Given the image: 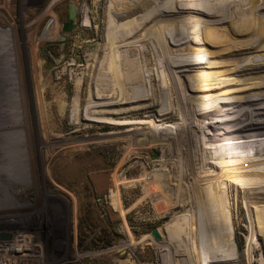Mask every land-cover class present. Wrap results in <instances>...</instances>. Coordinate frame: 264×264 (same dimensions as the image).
<instances>
[{"label":"rangeland","instance_id":"obj_1","mask_svg":"<svg viewBox=\"0 0 264 264\" xmlns=\"http://www.w3.org/2000/svg\"><path fill=\"white\" fill-rule=\"evenodd\" d=\"M152 1L159 13L153 21L164 33L159 47L162 57L172 70L176 67L173 72L178 77L181 103L170 100V104L174 114L181 111V118L187 105L185 92L181 93L183 71L177 63L178 47L191 53L189 41L192 48L203 46L199 19L206 18L201 9L212 0ZM142 2L0 0V235H9L0 240H10L15 233L33 235L39 246V259L34 264H223L222 254L228 255L229 264H264V143L258 149L239 147V134L230 115L228 150L220 145L222 134L212 130L181 135L189 141L188 149H174L175 158L161 146L141 147L136 144L137 135L123 134L134 122L148 123L139 127L150 134L155 132L149 130L150 124L162 123L158 115L148 112L150 109L140 111V115L121 112L156 102L151 84L159 80L155 74L160 68L154 63L146 65L143 48L154 60L146 42L132 45L130 49L136 53L129 55L144 61V67L123 69L130 72L133 83L137 73L146 74L147 95L125 104L106 98L108 74L118 68L102 61L103 35L109 29L106 23L112 16L119 19L125 15L127 20L133 14L142 23L136 37L141 33L148 36L147 25L143 26L148 11ZM181 4L198 9L180 11ZM71 7L75 12L72 28L66 30ZM260 15L264 16V10L255 17ZM229 26L233 24L221 28L229 30ZM177 29H182L186 39L191 35L184 46L171 37ZM225 36L221 32L215 39ZM97 71L104 92L97 101L109 105L89 108L88 117L95 121L86 120V108L93 104L90 85ZM24 75L23 81L20 76ZM79 81L80 91L75 89ZM39 83L52 123L49 146L36 112L34 90ZM57 101L66 105L62 115ZM195 110L199 111L197 104ZM75 115L80 118L77 122ZM108 121L122 125L105 123ZM16 131L25 132L23 141L17 139ZM110 134L115 135L106 138ZM172 135L173 144L178 146L180 136ZM248 137L254 143L256 137L264 139V133ZM206 138L211 141L209 150L201 143ZM178 155L188 162V168ZM256 155L261 156L258 165L253 162ZM186 172L190 178L183 181L180 176ZM154 175H160L158 184L163 189L150 192L148 185L155 182ZM112 195L116 199L113 206ZM153 229L159 238L151 235ZM217 245L219 250L223 248L220 252Z\"/></svg>","mask_w":264,"mask_h":264},{"label":"bare ground","instance_id":"obj_2","mask_svg":"<svg viewBox=\"0 0 264 264\" xmlns=\"http://www.w3.org/2000/svg\"><path fill=\"white\" fill-rule=\"evenodd\" d=\"M140 1L142 2V0ZM136 3L137 1L135 2V4ZM205 3L207 2L205 1ZM152 4H153L152 0H144L142 2V5H144V7H146L148 11L146 13L147 15L143 19V24H144L143 26L147 25L146 31H148L149 34L148 36L146 35V33H141L139 36L136 37L137 35L136 33L139 32V30H141L142 28L140 27L142 26V23L136 21L137 17H135V15L132 16L133 14L127 20L123 18V17L128 18V16L125 15H123V17L119 16V19L114 18V16H112V18H110L106 23L109 29H105L104 31L105 33L103 35V40H104L103 45L105 46V48H104L102 61L108 62L107 66L111 65L113 67H118L116 69H113L108 74L110 77L109 80L110 83L106 85V89L104 88L105 95L108 100L110 99V97H112L113 99L117 100L120 104H125L127 102L135 103L137 99L139 100L143 98L145 94L147 95L144 86L146 82L145 81L146 77L144 75L146 74L143 75V72L140 74L137 73L136 82L133 83L131 79L129 81V77L132 78L130 76L131 75L130 72L128 73L123 68H126L127 66H132L135 70H137L139 68L144 67V66L142 67V62L144 61L146 62L147 66L149 65L151 66V63H154L160 68V71L156 73L158 75L155 74V76H158L156 78H159V80L157 81V83L151 84L152 93L154 95V98H156V102L154 100L152 104L149 105L148 107L136 106L130 108L128 106L130 109H125L121 112L125 114H129L133 111H136L138 112L137 115H140L139 113L140 111H143L144 109L146 110L150 109V111L148 112L158 115V118L161 119L159 120L160 123L162 122L160 124L161 126L150 124L151 127H149V130L152 132L155 131L154 134H150V132L147 131V129H143L139 127L140 125L148 124V123L145 122L139 123L138 121V123L135 122L132 123L130 126L131 128L124 131L123 134L137 135L138 137L136 138V142H137L136 144H138L141 147L142 146L145 147L148 145L149 146L155 145L157 147L161 146V148H164L169 152V156L171 158H175L174 157L175 152L173 151L174 149H180V150L182 149L183 151L185 149H188L189 141L187 139L185 140L181 135H184L188 132L197 133L200 131H204L203 134H205L207 133V131L212 130L214 132H220L222 134L220 145L224 149L228 150L230 149V144L228 141L227 132L230 126L227 117L230 115V117L232 118V124L234 125L236 132L239 134V138H238L240 143L239 147H241L244 150L258 149L261 145H263L264 139L260 137L259 138L256 137L253 141L254 143H252V141L249 140L248 136L249 134H254V133L257 134L264 133V16L260 15L261 17H255V14L258 13L259 10L260 11L264 10V0H258V1L212 0L209 2V4L207 3L206 5L202 6L205 10L201 9V11L203 13L205 12V14L207 15L205 19H199V26H203L202 31L200 30L202 34L201 36L203 40V46L200 48H192L191 47L192 45H189L190 43L189 41L188 50L192 51L191 53H185L184 52L185 49L183 51V47H180V49L178 47L179 61L177 63H179V66L183 71L182 72L183 76L181 77L182 78L181 85H183V87L181 89H184V91L181 90V93L185 92L186 95L185 100L187 105V109L183 108L184 111H182L183 113L181 118H179L178 116L179 114H181V111L174 114L173 108H171V104H170V100H173L174 102L178 103V105L179 103H181L180 102L181 99H179L178 97V92H177L178 90L176 87L178 82L177 81L178 77L176 78L175 73L173 72V70L176 69V67L172 70L171 69L172 65L170 64V62L165 58V56L162 57L163 53L159 47L160 45H163V42L161 40V35L163 32H162V28L156 22V20L153 21L154 16L159 13L157 12V7L155 8L154 5L152 6ZM140 7L138 6V9ZM190 8L198 9V7L196 8L195 6H184L181 4L178 10L184 11ZM175 14L178 15L177 13ZM226 24H233V26L232 27L229 26L230 27L229 30L222 29L221 27ZM220 28L222 30H220ZM181 30L177 29L174 32L175 35L171 37L172 38L174 37V41L177 43H181V44L184 43L183 44L184 46L186 40L188 41V38H190L189 36L191 35L187 33L189 36L186 39L185 36L186 34ZM188 30H189V26H188ZM184 31L187 32L186 30ZM219 31H221L222 34H225L226 36L224 38L215 39L216 35L218 36V34H221V32ZM210 38H213L214 41L209 42ZM191 41L196 42L193 38L191 39ZM142 42H146L148 44V46L151 49L150 52H152L154 56V60L152 58L151 59L149 58V52L148 50L145 51L144 48L142 49L144 50L143 52L146 58L144 61L141 62L140 61L141 59L138 57L137 58L129 57L130 54L136 53V51H131L130 47H132V45H138L139 43ZM122 47H124L125 49L124 48L121 49ZM212 47L215 48L208 49ZM33 53L34 51L28 55H33ZM168 55L170 56L171 52ZM18 58L19 57L16 54V60H18ZM96 68L97 67L94 68L95 71ZM20 77L22 80L23 78L24 79L26 78L25 75L24 77L23 76ZM99 80H100L99 74L97 71V73L95 72V79H92V83L90 85L89 96L93 100L91 102L93 104H91L92 106L86 108V120L95 121V119H89L88 117L90 116V113L88 111L89 108L90 109H98L101 107L105 108L109 105L102 102L99 103V101H97V99L99 100V97H102L104 93L101 88V85H99ZM153 81L154 80H152V82ZM80 83L81 82L79 81V83L76 84L75 87L76 90H78L81 87L79 86ZM41 86L42 85L39 83V85L35 88L34 96L36 99V110H37L36 112L39 116L40 130L44 131V136L47 140V145H48V143L51 142V138H53L52 134H50V128L52 127V123H50L51 117L48 113L49 105L45 104L44 98L42 97V93L40 91ZM133 90L134 93L137 92L136 94L138 98L136 97V95H134ZM23 100L25 101V99ZM109 102L112 101L110 100ZM196 104L198 105L199 108V111L197 112L195 110ZM157 106L159 107V110H156ZM125 107H127V105ZM58 108H59L58 111L59 114L62 115L65 113L66 111L65 104L58 103ZM109 110L111 111V109ZM104 112H107V110ZM95 113L97 112H94V114ZM19 115L23 116L24 112H22L21 110V114L19 113ZM78 117L75 115V120H74L75 122H77L80 119V118L78 119ZM105 123L118 125V126L120 124L122 125V123H115V121L114 122L108 121ZM24 133L25 132L23 131H19V132L16 131L15 134L17 135V139L23 141L26 136L24 135ZM172 133L180 136L178 137V146L173 144V140L171 139L173 136ZM114 135L112 134L106 135V138L111 139V137H113ZM126 138L129 139L128 137ZM210 142H211L210 139L207 138L201 141L202 145L204 147L206 146L208 150L210 149L209 147ZM5 148L6 147H4L3 149ZM22 151L24 150L22 149ZM210 152L212 151L210 150ZM22 154L24 158H26L27 154L26 153H22ZM207 156L210 158V160L212 159L211 154L210 155L207 154ZM256 156L257 157L254 158L253 162L258 165L261 156L260 155H256ZM179 157L180 155L177 156V159ZM178 160H180V162H182V164L188 168L189 165L187 161H184L183 158L181 159L179 158ZM228 161L230 162L229 158ZM171 166H174V164ZM253 166L254 164L250 168H252L254 172L256 171V169ZM154 176H156L154 178L155 182L148 185L150 187L149 188L150 192L151 190H155V188H159L160 190L163 189L162 185L158 184L161 180L160 175H154ZM209 176L211 178V174ZM180 177L183 181L185 180L188 181L190 178V173L187 172L185 174L182 173ZM112 194H116V193H112ZM111 199L113 206L116 199L113 195ZM222 243H224V236L222 239ZM215 248L217 249L218 252H220L223 249L222 248L221 250H219L218 245ZM222 256H223L222 257L223 264H229L228 255L225 256V254H222ZM218 257L220 259L219 253H218Z\"/></svg>","mask_w":264,"mask_h":264},{"label":"built area","instance_id":"obj_3","mask_svg":"<svg viewBox=\"0 0 264 264\" xmlns=\"http://www.w3.org/2000/svg\"><path fill=\"white\" fill-rule=\"evenodd\" d=\"M39 246L31 234L15 233L10 240H0V264H34Z\"/></svg>","mask_w":264,"mask_h":264},{"label":"water","instance_id":"obj_4","mask_svg":"<svg viewBox=\"0 0 264 264\" xmlns=\"http://www.w3.org/2000/svg\"><path fill=\"white\" fill-rule=\"evenodd\" d=\"M74 14H75L74 9H72V7H71V9H70V17H69V20H68V22L65 24V29H66V30H70V29L72 28L71 20H72ZM151 235H152L154 238H159V237H160V235H159V233H158V231H157L156 229H153V230L151 231ZM0 238H1V239H7V238H9V235H0Z\"/></svg>","mask_w":264,"mask_h":264},{"label":"flooded vegetation","instance_id":"obj_5","mask_svg":"<svg viewBox=\"0 0 264 264\" xmlns=\"http://www.w3.org/2000/svg\"><path fill=\"white\" fill-rule=\"evenodd\" d=\"M64 27H65V25H64Z\"/></svg>","mask_w":264,"mask_h":264},{"label":"trees","instance_id":"obj_6","mask_svg":"<svg viewBox=\"0 0 264 264\" xmlns=\"http://www.w3.org/2000/svg\"><path fill=\"white\" fill-rule=\"evenodd\" d=\"M107 244V243H106Z\"/></svg>","mask_w":264,"mask_h":264}]
</instances>
